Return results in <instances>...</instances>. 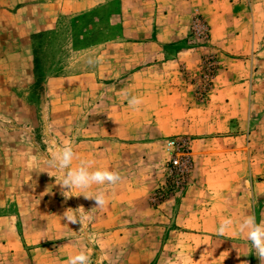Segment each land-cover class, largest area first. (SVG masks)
Wrapping results in <instances>:
<instances>
[{"label": "rangeland", "instance_id": "obj_1", "mask_svg": "<svg viewBox=\"0 0 264 264\" xmlns=\"http://www.w3.org/2000/svg\"><path fill=\"white\" fill-rule=\"evenodd\" d=\"M57 1L66 0H0V264H66L78 251L86 252L90 264H168L169 254L158 250L167 240L169 245V238L164 237L162 229L153 228L155 222L137 228L140 223L129 216L136 209L130 205L123 210L132 218L130 222H106L102 231L96 230L93 220L81 232L79 223L66 225L62 219L69 208L91 211L93 218L98 208L94 199L82 195L65 200L53 177L59 172L47 169L44 160L58 146L70 145L75 153L73 167L88 159L94 169H105L107 159L101 156V150L108 137L111 107L126 98L125 88L119 91V83L105 79V72L114 70L112 66L120 57H137L139 50L130 47L124 55L120 53L126 37H134L136 31L124 29L119 17L135 27L138 14H134V8L141 6L142 0H125L126 4L123 0H106L90 6L88 15H84L86 10H61L53 15L51 5ZM191 41L194 47L207 43V39ZM257 50L261 55L250 57L248 65L253 94L256 92L255 151L264 140V43ZM169 54L166 44L156 57L166 60ZM211 58L214 75L217 63ZM230 58L232 62L249 59ZM126 67V71L131 68ZM202 83L207 86L200 98L207 94L211 80ZM152 149L146 165L125 158L114 163L113 171L134 189L135 195L150 189L151 181L145 174L161 167L166 177L164 185L170 183L166 149L158 145ZM79 151L91 156L86 158ZM90 191L104 192V188L94 186ZM182 191L169 190V195L153 201L156 188L149 204L159 205L169 197H179ZM151 216L145 215L149 219Z\"/></svg>", "mask_w": 264, "mask_h": 264}, {"label": "crops", "instance_id": "obj_2", "mask_svg": "<svg viewBox=\"0 0 264 264\" xmlns=\"http://www.w3.org/2000/svg\"><path fill=\"white\" fill-rule=\"evenodd\" d=\"M105 1L66 0L51 6L53 15L61 10L89 13L90 6ZM141 2L134 8L138 14L135 27L119 17L124 29L136 31L134 37H126L121 55L127 47L139 52L132 59L120 57L112 66L117 70L105 72V79L119 83V91L125 88L126 98L111 107L101 156L107 159L105 169L109 171L120 158L137 159L146 165L152 148L158 145L166 149V138L187 137L193 161L191 182L179 197H169L155 206L149 204V198L165 183L162 167L145 174L152 186L145 192L137 190L139 195L122 182L123 178L115 185L102 186L110 197L105 195L106 205L95 211L93 226L102 231L106 222L131 220L123 213L130 205L136 209L129 216L140 223L137 228L155 222L153 228L162 229L169 238V245L167 240L158 250L169 254L168 264H260L244 235L228 239L217 236L215 230L226 218L234 223L246 216H255L258 223L264 221V140L255 151L256 92L253 94L248 70L250 57L260 56L257 46L264 43V0ZM194 16L203 18L208 27L203 46L190 45L195 39L191 34ZM166 44L171 54L169 59L160 60L158 50ZM211 57L217 69L210 78V89L200 98L203 68ZM230 57L249 59L232 62ZM126 65L131 67L129 71ZM131 97L141 103L130 106ZM79 152L86 158L91 156ZM123 190L125 193L119 195ZM147 213L152 214L150 219L145 217ZM61 250L67 252L66 247Z\"/></svg>", "mask_w": 264, "mask_h": 264}, {"label": "clouds", "instance_id": "obj_3", "mask_svg": "<svg viewBox=\"0 0 264 264\" xmlns=\"http://www.w3.org/2000/svg\"><path fill=\"white\" fill-rule=\"evenodd\" d=\"M130 106H138L141 100L137 97H131L128 101ZM75 153L70 145L58 146L49 157L45 158L44 165L47 169H54L59 172L55 177V184L60 186L61 194L65 200L72 196H84L88 199H94L96 208H102L107 201L105 194L101 191L94 193L90 191L94 186H112L117 184L121 177L117 172L107 169H94L92 162L80 160L79 164L73 167ZM47 172L49 175L50 173ZM51 176V175H50ZM78 190V191H77ZM91 211H80L78 209H67L62 219L67 224L79 223L82 232L93 220ZM215 234L220 237L244 235L250 242L254 254L264 264V221L257 222L255 216H246L238 223H234L231 218H226L217 226ZM228 256H224V260ZM66 264H90V258L84 251H80L68 257Z\"/></svg>", "mask_w": 264, "mask_h": 264}, {"label": "built area", "instance_id": "obj_4", "mask_svg": "<svg viewBox=\"0 0 264 264\" xmlns=\"http://www.w3.org/2000/svg\"><path fill=\"white\" fill-rule=\"evenodd\" d=\"M192 34L195 39L199 41H204L208 37V27L200 17L195 16L192 20ZM207 64V72H204L202 79L205 82H210V78L213 76L214 71L212 67L213 60L209 59ZM206 84L202 83V91L206 89ZM166 151L168 153V164H167V176L168 185L160 186L157 188V192L154 193L152 200L158 201L163 198L164 195H169V190L171 192L177 193L185 189L189 184V179L191 177V171L193 168V161L191 156L190 139L187 137L174 136L170 137L165 141Z\"/></svg>", "mask_w": 264, "mask_h": 264}, {"label": "trees", "instance_id": "obj_5", "mask_svg": "<svg viewBox=\"0 0 264 264\" xmlns=\"http://www.w3.org/2000/svg\"><path fill=\"white\" fill-rule=\"evenodd\" d=\"M102 8H103L104 10H106V8H104V7H102ZM85 14H87V13H84V15H85ZM87 15H88V14H87ZM101 29H102V26H101ZM102 34H103V32H102ZM99 39H100V38H99ZM99 39H98V40H99Z\"/></svg>", "mask_w": 264, "mask_h": 264}]
</instances>
